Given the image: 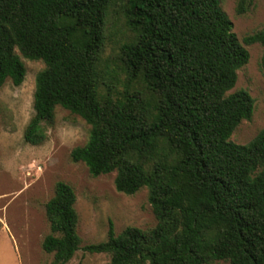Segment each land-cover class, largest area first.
<instances>
[{
  "label": "trees",
  "instance_id": "trees-1",
  "mask_svg": "<svg viewBox=\"0 0 264 264\" xmlns=\"http://www.w3.org/2000/svg\"><path fill=\"white\" fill-rule=\"evenodd\" d=\"M111 0H0V88L20 86L15 53L39 60L33 116L23 139L45 140L56 107L88 126L87 142L70 152L92 177L115 172L116 192H148L153 228L109 223L106 240L80 247L72 187L57 182L45 204L50 264L79 250L109 264H264V129L246 145L229 141L254 110L250 95L229 93L249 55L218 0H126L132 38L120 47L128 81L150 94L109 86L100 93L99 60ZM239 0L237 13L246 11ZM264 47V31L243 38ZM264 77V53L260 60Z\"/></svg>",
  "mask_w": 264,
  "mask_h": 264
},
{
  "label": "rangeland",
  "instance_id": "rangeland-1",
  "mask_svg": "<svg viewBox=\"0 0 264 264\" xmlns=\"http://www.w3.org/2000/svg\"><path fill=\"white\" fill-rule=\"evenodd\" d=\"M218 1L249 55L229 92L244 90L254 102L251 119L241 121L229 138L233 144L246 145L264 129V77L260 71L264 47L245 45L243 38L264 31V0H247L242 14L237 13L239 0ZM125 4L126 0H111L109 5L98 65L102 77L100 93L106 90L105 86L117 94L126 87L149 98L139 81H128L119 64L120 47L132 38L124 22ZM15 53L25 69L24 81L14 86L7 80L0 88V264L51 263L52 255L42 251L41 243L49 234L45 204L53 196L57 182L70 185L74 191L81 248L105 241L109 223L116 235L127 227L153 228L156 220L147 189L131 196L118 193L114 187L115 172L92 177L84 164L70 160L71 150L83 146L88 139L89 126L79 116L58 106L51 124H42L45 140L36 146L24 141V130L34 113L35 77L44 64L25 59L17 50ZM67 264H109V256L79 250Z\"/></svg>",
  "mask_w": 264,
  "mask_h": 264
}]
</instances>
